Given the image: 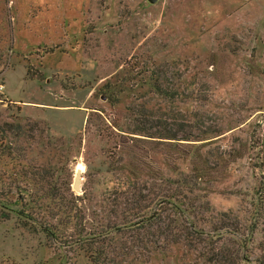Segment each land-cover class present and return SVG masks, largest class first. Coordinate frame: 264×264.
I'll return each instance as SVG.
<instances>
[{
	"label": "rangeland",
	"instance_id": "obj_1",
	"mask_svg": "<svg viewBox=\"0 0 264 264\" xmlns=\"http://www.w3.org/2000/svg\"><path fill=\"white\" fill-rule=\"evenodd\" d=\"M153 63L172 85L209 95L207 106L186 97L171 108L199 109L207 125L221 127L204 150L235 149L241 157L212 184L210 200L218 211L250 219L264 189V0H0V123L30 116L67 141L70 162L61 176L72 180L90 223L115 181L108 165L114 124L122 123ZM93 113L102 130L86 133ZM156 158L175 175L162 155ZM178 166L192 168L189 160ZM77 168L80 191L73 187ZM84 186L91 193L83 195ZM28 213L0 204V264H91ZM42 213L32 215L44 222ZM175 250L149 264H184Z\"/></svg>",
	"mask_w": 264,
	"mask_h": 264
},
{
	"label": "trees",
	"instance_id": "obj_2",
	"mask_svg": "<svg viewBox=\"0 0 264 264\" xmlns=\"http://www.w3.org/2000/svg\"><path fill=\"white\" fill-rule=\"evenodd\" d=\"M147 72V83L110 135L114 146L108 165L115 181L102 194L93 223L79 205L82 197L72 180L61 176L70 162L67 141L30 116L0 123V204L28 207L31 221L40 222L39 228L63 246H75L91 264H149L154 255L169 256L175 249L184 264H264V189L250 219L218 211L210 187L241 156L235 149L204 150L213 141L208 139L223 133L221 127L207 125L199 109L171 108L186 97L207 106L209 95L196 93L198 87L187 92L185 85H172L159 64ZM96 114L89 115L86 133L102 130L94 123ZM156 155L163 156L174 176L164 173ZM188 160L192 168L184 171L178 162ZM7 176L11 180L3 182ZM83 191L87 195L92 188ZM42 212L44 222L32 215Z\"/></svg>",
	"mask_w": 264,
	"mask_h": 264
},
{
	"label": "water",
	"instance_id": "obj_3",
	"mask_svg": "<svg viewBox=\"0 0 264 264\" xmlns=\"http://www.w3.org/2000/svg\"><path fill=\"white\" fill-rule=\"evenodd\" d=\"M75 161H77V158H75ZM83 170L81 168L76 169V176L73 183V187L75 190L80 191L81 190V183H82V176Z\"/></svg>",
	"mask_w": 264,
	"mask_h": 264
},
{
	"label": "built area",
	"instance_id": "obj_4",
	"mask_svg": "<svg viewBox=\"0 0 264 264\" xmlns=\"http://www.w3.org/2000/svg\"><path fill=\"white\" fill-rule=\"evenodd\" d=\"M5 83L0 81V94L4 96ZM2 99V98H1Z\"/></svg>",
	"mask_w": 264,
	"mask_h": 264
}]
</instances>
